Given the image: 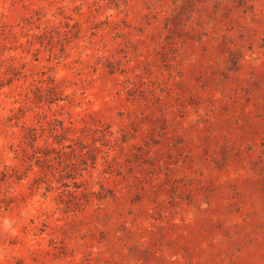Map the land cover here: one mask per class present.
Returning <instances> with one entry per match:
<instances>
[{"label":"rangeland","instance_id":"obj_1","mask_svg":"<svg viewBox=\"0 0 264 264\" xmlns=\"http://www.w3.org/2000/svg\"><path fill=\"white\" fill-rule=\"evenodd\" d=\"M0 264H264V0H0Z\"/></svg>","mask_w":264,"mask_h":264}]
</instances>
